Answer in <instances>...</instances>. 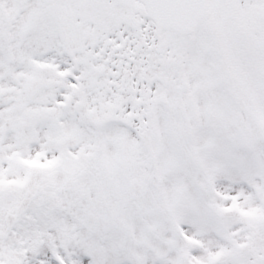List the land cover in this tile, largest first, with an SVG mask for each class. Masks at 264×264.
<instances>
[{
	"label": "snow or ice",
	"instance_id": "1",
	"mask_svg": "<svg viewBox=\"0 0 264 264\" xmlns=\"http://www.w3.org/2000/svg\"><path fill=\"white\" fill-rule=\"evenodd\" d=\"M0 264H264V0H0Z\"/></svg>",
	"mask_w": 264,
	"mask_h": 264
}]
</instances>
